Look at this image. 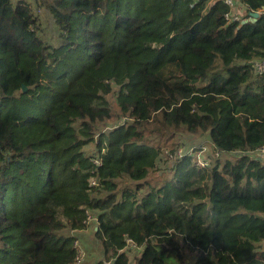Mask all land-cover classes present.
I'll return each instance as SVG.
<instances>
[{"label":"trees","instance_id":"16d2710c","mask_svg":"<svg viewBox=\"0 0 264 264\" xmlns=\"http://www.w3.org/2000/svg\"><path fill=\"white\" fill-rule=\"evenodd\" d=\"M38 6L57 43L0 0V264H74L88 213L94 264H264V0Z\"/></svg>","mask_w":264,"mask_h":264},{"label":"rangeland","instance_id":"374dc122","mask_svg":"<svg viewBox=\"0 0 264 264\" xmlns=\"http://www.w3.org/2000/svg\"><path fill=\"white\" fill-rule=\"evenodd\" d=\"M31 3L32 7L34 8V11L39 15L41 24H42V36L50 43H57L58 41V31L56 25L53 23L51 17L48 15V13L42 8L39 7V1L40 0H27ZM14 2V0H13ZM238 6V5H237ZM240 12V11H239ZM155 49V47H154ZM153 49V50H154ZM109 98L111 102H114V96L112 94L109 95ZM113 123H109V125H112ZM177 139L182 144L178 147L177 150L180 149L181 153L184 155L187 154H197L199 158L205 157L206 154L211 152V148L208 144V141L205 140L206 138H195L193 135L188 133L178 134ZM93 148V144L90 143L84 147V152L87 153L88 150ZM202 148V151H199V149ZM214 156H218L219 158H227L230 157L231 154L228 153H219L214 152ZM172 163L171 158L168 156L167 158L165 156L162 157V159L159 162V165L161 167V172L167 174L169 173L168 166ZM94 215V214H93ZM95 219V216L94 218ZM96 226V221H90L86 228L80 231H74L73 234L77 237L78 244L81 247V249L84 252L83 259L74 264H94L100 257H101V245L99 241L95 238L93 230ZM132 248V247H131ZM137 253V249H131L129 252L131 255L133 253Z\"/></svg>","mask_w":264,"mask_h":264},{"label":"built area","instance_id":"2783aa9c","mask_svg":"<svg viewBox=\"0 0 264 264\" xmlns=\"http://www.w3.org/2000/svg\"><path fill=\"white\" fill-rule=\"evenodd\" d=\"M223 3H224L225 5H227L230 9H234V8H236L237 5H238V0H223ZM228 16H229L228 14H225V17H226V18H228ZM253 69H254V71H255L256 73H258V74H262V73H264V60H257V61H255V62L253 63ZM256 151H257L258 156H259L260 158H263V159H264V145H262V146H260L259 148H257ZM167 155H168V156L171 158V160H172L173 158H175V157H181V156H183L184 154L181 153V151H180V149H179V150H176V151H174V152H172V153H168ZM94 162H95L96 164L99 163L98 160H94ZM198 164L201 165V166H205V165H207V162L204 161V160H201V158L198 157ZM92 183L94 184L95 182L92 181ZM93 218H94V216H93L91 213H88V214H87V218H86V220H87V222L89 223ZM129 243H130V246H132V247H137V246H136L132 241H130V240H129ZM74 245H75V248H76L75 263H78V262H80V261L83 259V257H84V252H83V250L81 249V247L79 246L77 240L74 242Z\"/></svg>","mask_w":264,"mask_h":264},{"label":"water","instance_id":"95a60500","mask_svg":"<svg viewBox=\"0 0 264 264\" xmlns=\"http://www.w3.org/2000/svg\"><path fill=\"white\" fill-rule=\"evenodd\" d=\"M251 16H252L253 18H256V17L258 16V12H257V11L252 12V13H251ZM22 90H23V91L26 90V88H25L24 85H22Z\"/></svg>","mask_w":264,"mask_h":264}]
</instances>
